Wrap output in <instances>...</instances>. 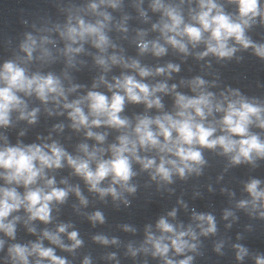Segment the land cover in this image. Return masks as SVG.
<instances>
[{"label": "clouds", "instance_id": "obj_1", "mask_svg": "<svg viewBox=\"0 0 264 264\" xmlns=\"http://www.w3.org/2000/svg\"><path fill=\"white\" fill-rule=\"evenodd\" d=\"M100 2L104 3L105 0H100ZM109 3L113 8L116 7L112 0H109ZM229 3L237 5L238 14L235 17L232 14H226L214 0H199L200 11L191 16V20L195 22L192 24L184 22L177 8L166 6L161 3V0H155L152 4L153 10H162L163 17L167 19L162 18L161 24L153 25V28L159 27L165 42L184 54L188 53L187 45L183 42V39L186 38L193 47L200 43L206 45V50L198 54L199 58L211 54L219 59H231L240 49H252L257 57L264 59V43H256L246 34L247 30L256 23L257 17H260L261 24H264V8H261L260 0H229ZM97 7V4L90 5L92 10ZM100 15L104 16L105 21L109 19L104 13ZM104 28L105 24L100 20L93 24L85 23L83 19H79L76 26L69 23L66 29L60 32L61 37L69 41L64 49L69 66H73L74 54L83 51L82 43L80 47L72 46L77 42L91 40L97 49L101 52L105 51L109 40L103 31ZM206 33L207 36H205ZM231 41L235 43H230ZM45 42H48L47 38L42 41V43ZM36 43V39L28 35L21 45L22 50L27 53L28 59L32 58ZM237 45L240 47L238 48ZM139 48L142 53L148 51L149 43L141 42ZM151 51L154 55L161 56L165 54L166 48L158 41H153L151 42ZM48 56L49 53L45 50L41 58ZM110 59L112 64H121L125 68L137 70L140 77L153 75L150 69L141 67L136 60L126 63L123 57L118 58L115 55ZM96 63L107 71L108 64L102 56L96 57ZM179 70L178 65L168 64L166 68H156L155 74H170L179 72ZM100 82L106 83L109 91L113 89L120 91H113L110 99L98 91H89L86 96L68 102L59 77L51 73L46 76L39 73L29 76L25 68L12 61L6 62L0 69V85H2L0 86V126L9 125L10 113L14 110L20 112V119H27L30 124L35 123L39 110L26 111L27 105L17 93H24L26 96L35 94L41 102L47 103L52 100L57 106L63 100V108L70 110L68 116L72 121L71 127L76 130L89 129L85 133L86 136L103 143L106 134L94 133L90 129L102 125L118 130L130 128L129 119L122 118L120 115L124 110L126 100L132 103H144L149 109L153 107L160 109L162 104L155 94L170 91L165 83H158L150 87L132 75H123L121 78L115 79L113 84H107L104 77L101 76ZM189 83L192 91L198 93L195 97L177 93L175 97L177 111L174 116L167 113L155 118L137 116L131 132H123L117 137L118 143L109 146L111 157L108 159L102 158L105 149L93 148L90 151L89 146L83 143L78 146L79 151L84 154L83 157L69 155L56 142L44 145L5 146L0 149V169L4 170L0 172V178L9 185L14 183L23 185L25 188V192L21 195L15 187H0V232L15 239V224L20 218L14 217L11 221H8L7 218L21 207L28 213V221L39 220L45 224L49 223L52 203H64L70 191L75 192L81 205H87L88 201L82 196L78 186L57 188L54 186V178L45 179V169L61 168L64 166L62 163L64 160L76 175L83 178L89 186V191L98 193L101 199L111 195L115 201L122 198L123 192L129 194L136 192V186L130 184L131 179L137 174L132 169L133 161L139 163L142 170L150 171L153 180L159 178L160 181L170 184L174 174L182 179L187 174H200L201 166L206 163L199 150L200 147L208 149L219 147L222 149L221 154L229 156L233 165L252 164L257 158L264 159V140L258 134L250 131L253 126L264 129V103L254 99L249 100L238 91L232 90H229L230 95L221 92V98L217 99L212 92L204 91L203 86L206 81L200 77H196ZM78 87L80 86L73 85L68 89V92H74ZM96 87L97 84L94 83L93 88ZM175 87L173 85L172 90ZM85 104L88 107L87 114L83 108ZM214 111L223 113L221 119L206 124V118L211 116ZM153 125L156 130H153ZM217 125L223 133L218 136L215 135ZM56 127L62 129L63 126L57 125ZM160 137H163V141L159 139ZM153 149L159 155L158 163L155 158L150 159L138 155L140 150L150 151ZM93 162H95V168L91 166ZM109 177L108 186L102 187V182ZM38 180H44V186L32 187L37 185ZM61 183L66 184L67 181L61 180ZM117 185H119L120 191L117 190ZM260 185V180L251 179L245 185V191L251 199L241 200L237 207L248 209L250 205L252 210L257 207L264 209V188H261ZM124 203H128V201L124 200ZM168 215L174 218L176 210L173 209ZM229 216H233V213L226 210L224 218L227 219ZM260 216L264 218V211L260 212ZM89 219L93 223H104V216L99 211L90 215ZM193 220L199 222L196 227L200 229V235L207 236L216 233V222L212 215L194 212ZM205 225L207 226L205 227ZM70 226L60 224L56 232L45 229L42 238L71 252L81 246L82 240L78 238L77 231H71L67 234L73 243L66 246L61 241L60 234L65 233ZM156 228L160 231V236L153 235L150 226L146 227L145 244L151 245L152 255L162 257L165 264H191L192 256H186L177 262L169 259L168 253L170 248L176 254L196 251L197 244L190 242L197 240V233L192 225H189L185 230L183 225L174 226L167 219L161 217ZM125 230L131 229L125 227ZM28 231L35 233V228L29 227ZM186 237L190 239H186ZM93 239L105 245L117 243L115 239L110 241L103 235H97ZM3 244L4 241L0 240V249L3 248ZM128 247L133 256L137 251L147 252L149 250L144 245L140 249H133L131 245ZM220 247L221 245L217 244L215 250L219 252ZM234 247L237 250L236 259L238 261H243L249 255V250L242 245L236 244ZM8 256L11 259V264H30L29 257L32 256L37 257L35 264H43L45 259L50 261V264H68L64 258L55 255L53 248H46L39 241L29 245L13 244L8 248ZM110 258H114V254ZM253 259L255 264H264V255L256 254ZM84 264H90L87 257Z\"/></svg>", "mask_w": 264, "mask_h": 264}]
</instances>
